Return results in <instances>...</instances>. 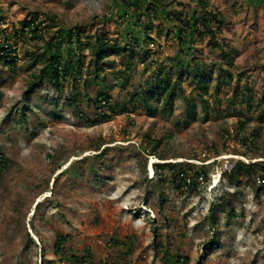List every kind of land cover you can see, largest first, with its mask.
Listing matches in <instances>:
<instances>
[{"label": "rangeland", "instance_id": "rangeland-1", "mask_svg": "<svg viewBox=\"0 0 264 264\" xmlns=\"http://www.w3.org/2000/svg\"><path fill=\"white\" fill-rule=\"evenodd\" d=\"M206 10L223 18L215 37L194 26ZM175 12L189 17V29L180 31ZM0 14L6 34L25 18L43 22L39 38L13 40L14 69L0 60V150L7 162L0 174V264H73L71 254L88 247L97 264H172L163 257L176 254L187 257L180 264H264V185L256 193L259 185L243 178L231 186V206L212 213L229 188L223 171L237 160H264V0H210L207 7L199 0H0ZM80 28L121 45L137 38V51H149L146 60L109 57L97 79L87 38L83 46L73 43L83 49L79 87L90 112L99 91L113 101L129 99L160 65L176 73L216 62L232 76L223 73L221 83L213 77L202 90L208 121L198 101L197 119L177 125L184 98L200 100L199 87L186 77L172 115L152 117L130 102L128 111L91 125L64 105L70 83L64 94L48 83L30 86L42 67L30 66L31 53L43 52L58 31ZM61 49L66 52L65 43ZM81 159L79 177L60 173ZM156 162H183L192 174L204 166L206 179L192 190L178 189L170 172L165 180L155 174ZM90 167L102 183L91 181ZM58 234L70 235L63 258L54 251Z\"/></svg>", "mask_w": 264, "mask_h": 264}, {"label": "trees", "instance_id": "trees-1", "mask_svg": "<svg viewBox=\"0 0 264 264\" xmlns=\"http://www.w3.org/2000/svg\"><path fill=\"white\" fill-rule=\"evenodd\" d=\"M159 2V0H157ZM203 7L209 5L210 0H199ZM148 10H151L150 8ZM182 12H175V17L181 23L180 31L184 32L190 28L189 17L185 15L183 17ZM218 12H213L212 10L202 12L199 16V19L196 20L194 26H201L204 28V31L215 37L216 30L220 31L223 25V18ZM5 17L0 14V25L3 24ZM42 21L37 19V17L23 19L21 21V26L19 28H12L11 32L8 34L5 33L4 28L0 26V34L2 36V45L0 46V60L3 61V64L8 68L14 69L18 60V50L16 44H13V40L22 38L24 41L37 39L42 35L41 25ZM213 23H217V27L214 30L212 28ZM57 36L50 37L48 40L47 48L43 52H35L30 55V66H36L38 63H42V67L39 69L38 73L33 76V81L30 86L35 87L34 90L41 87L42 84L48 83L54 87L55 91L60 94H64V90L67 87V84L71 85V93H68L64 98V105H67L72 109V114L80 120H84L91 125H96L105 121L112 120V118L120 113H124L129 109V103L134 102L135 105H141L149 116H155L159 111L162 114L172 115L175 112V97L179 93V90L182 89L181 82L186 80V77H189L192 82H194L200 89L199 98L186 96L184 98L185 111L182 118L177 121L178 126L187 127L198 117L199 108L198 101H200V107L204 110L203 120H209V112L207 110L206 100L203 98L202 90L208 87L209 82L213 77L217 79L219 83L225 80L223 73L228 77H231V71L229 69H224V66L220 63H214L213 65L201 64L196 67H179L176 73L173 72L171 68L167 66L160 65L156 68L154 76H152L145 84L144 87H139L135 91L131 98L113 101L112 96L108 91L101 90L97 93L95 98V108L96 111L90 112L81 105V98L83 93L79 87V80L83 77L84 74V63H83V49L76 48L73 46V43H79L83 46V39L87 38V44L91 47L92 60L90 65L95 66L96 78L100 77V73L104 71V61L113 55H121L123 57H128L131 60L136 56H141L142 60H146L148 57L149 51H146L144 48L140 49L139 52V39H131L132 42H127L120 44L116 39H109L106 37L105 33H98L92 35H86V31L82 28L78 30H69L64 33L63 30L57 32ZM201 33V31H200ZM152 39V38H151ZM65 43L67 50L64 53L61 49V45ZM219 45V44H218ZM82 51V52H81ZM81 52V53H80ZM78 54V55H77ZM130 60L125 64L127 68L130 67ZM110 63V62H109ZM89 69V67L87 68ZM118 77H116L117 79ZM198 89V90H199ZM198 96V95H197ZM91 100V98H90ZM251 105V103H250ZM264 116V109L262 112ZM242 128L245 129L247 121L243 120ZM259 132L258 130H253L252 135L257 138ZM243 138V136H242ZM245 142L249 145H253L251 142L252 139L249 137L243 138ZM256 140H254L255 142ZM154 148H157L161 142L153 141ZM84 159V158H83ZM82 161L71 163L64 171H70L74 176H80L82 167H78ZM170 159V158H160V160ZM86 159L84 160V162ZM156 162L155 164V174H164L161 176L164 180L166 179V172L172 174V182L176 185L178 189H182L184 185L187 190H192L197 188L202 179H206L207 171L204 169V166L200 170H196L194 174L187 171L185 164L181 162ZM7 165L5 154L0 150V174L5 170ZM190 165V164H188ZM205 165V164H201ZM192 166V165H191ZM196 167L192 166L191 168ZM190 168V167H189ZM93 167H90V171L93 177L96 180H91L96 182L95 184L102 183L103 179L98 172L93 170ZM224 179L227 180L229 188L226 189L223 194L218 198V201L215 203V207L212 208V213L215 210H220L225 206V210L231 206L232 202L229 196L235 195L236 192L231 193V186H237L241 183L243 178L248 180H253L256 185H259V189L256 193H259L264 185V160H258L254 162H244L242 160L235 161L231 170H224L222 173ZM90 181V180H89ZM238 183V184H237ZM41 207V201L36 204L34 212ZM216 213V212H215ZM212 219L215 220V214H210ZM70 238L69 234H58L54 242V251L56 255H59L60 258H63L65 253V246ZM30 240L33 239L30 237ZM158 247H163L164 244L158 243ZM166 254H169L168 252ZM71 261L73 264H97L94 260L93 254L88 247L85 252L81 255L72 253ZM165 261L172 260V264H180L185 262L187 257H181L180 255H165L163 257ZM107 264V263H105ZM110 264H119L118 262H112Z\"/></svg>", "mask_w": 264, "mask_h": 264}, {"label": "built area", "instance_id": "built-area-1", "mask_svg": "<svg viewBox=\"0 0 264 264\" xmlns=\"http://www.w3.org/2000/svg\"><path fill=\"white\" fill-rule=\"evenodd\" d=\"M231 168H232V165L230 166V168H227V169H228V171H230V170H231Z\"/></svg>", "mask_w": 264, "mask_h": 264}, {"label": "clouds", "instance_id": "clouds-1", "mask_svg": "<svg viewBox=\"0 0 264 264\" xmlns=\"http://www.w3.org/2000/svg\"><path fill=\"white\" fill-rule=\"evenodd\" d=\"M154 175V174H153Z\"/></svg>", "mask_w": 264, "mask_h": 264}]
</instances>
